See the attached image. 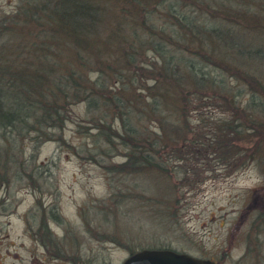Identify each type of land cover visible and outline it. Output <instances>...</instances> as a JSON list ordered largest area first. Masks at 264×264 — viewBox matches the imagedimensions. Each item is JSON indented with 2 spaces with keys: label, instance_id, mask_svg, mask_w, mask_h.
<instances>
[{
  "label": "rangeland",
  "instance_id": "374dc122",
  "mask_svg": "<svg viewBox=\"0 0 264 264\" xmlns=\"http://www.w3.org/2000/svg\"><path fill=\"white\" fill-rule=\"evenodd\" d=\"M21 1L0 0V19L11 16ZM120 2H114L116 11L132 19L136 15L139 24L144 9L170 15L151 0L140 12L137 2L136 9ZM180 3L204 5L202 12L186 13L193 25L188 32L174 26V33L168 30L171 36L151 37L131 23L123 28L127 39L135 36L145 44L150 60L156 57L150 43L176 42V53L166 47L165 58L175 55L181 64L173 69L188 81L179 115L170 117V107L165 106L157 118L151 114L152 106L144 99L147 89H155L159 104L166 88L161 82L155 85L152 78L158 75L148 59L147 78L135 82L138 102L127 110L131 119L95 90L88 98L72 94L64 98L66 103L59 100L61 127L40 132L26 128L23 137L13 134L16 149L3 153L10 160L6 166L0 163V264H122L132 252L147 248L172 249L220 264H264V125L250 136L253 131L243 124L248 117L257 120L256 125L264 123V0ZM211 29L223 37L211 36ZM102 30L85 35L94 50L88 49L91 59L85 54L82 67L73 43L64 40L55 71L61 75L73 68L77 79L84 76L79 81L83 85L86 79L101 78L112 94L128 72L108 77L98 70L97 60L103 57L118 68L128 59L120 42L108 40L109 33ZM46 41H40L43 48ZM25 43L0 34L6 53L13 48L8 56L15 64L16 52L23 54ZM27 54L21 56L22 63L32 56ZM183 62L195 66V77L206 74L219 84L214 89L220 92H213L218 97L208 98V88L201 89L202 98L197 99ZM91 98H97L93 106ZM161 115L168 117L162 122L165 141L156 139L151 147L150 137L161 135ZM127 117L136 139L146 145L143 151L122 140L128 136L122 121ZM108 131L111 142L104 135ZM139 152L157 166L148 161L131 165L130 156ZM135 166L137 171L131 169Z\"/></svg>",
  "mask_w": 264,
  "mask_h": 264
},
{
  "label": "trees",
  "instance_id": "16d2710c",
  "mask_svg": "<svg viewBox=\"0 0 264 264\" xmlns=\"http://www.w3.org/2000/svg\"><path fill=\"white\" fill-rule=\"evenodd\" d=\"M115 1L118 2L119 0H22L11 16L4 15L1 17V37L5 38L6 34H11L15 39L21 38L24 42H27V44H24L26 47L23 48L25 50L23 54L20 53V50L16 52L19 56L14 59L16 64L10 61L8 56L14 52L11 51L13 48H10L11 50L8 49L6 53L5 47L3 45L0 46V128H2L0 134V163L6 166V163L10 161L6 156L3 158L2 155L3 153L5 154V152L8 153L9 150L16 149L13 142L10 140L16 132L23 137L25 136L24 133L27 132L25 130L26 128H29L32 132H40L45 128L61 127L64 122V116L61 112L59 100H61V104L66 103L64 98H69L72 94L73 98H77V96L81 94H87L88 98L90 94L93 93L92 91L98 90L101 97L108 98V101L105 102L110 103V107L114 106L119 111H125L131 119L133 116L127 110H131L138 102V95L134 92L136 87L135 82L147 78L144 64L148 62L149 56H147L145 44L135 36L133 40L127 39L123 28H125V25L131 23L134 29H136V26H140L144 31L146 30V35H151V37L153 35L160 37L171 36L168 30L174 33V26L179 28L182 26L185 32H188L189 28H193V25L187 18L186 13L195 11L202 12L204 7L202 3L199 5L193 3L186 4L180 3V0H171V2L169 0H151L164 10L169 11L170 15L165 14L164 16V13H160L161 11L158 9L146 11L143 7L148 4V0L147 2H143V0H120L121 5L134 6L135 9L136 7L134 4L137 2V12L142 11V8L144 9V14L140 15L142 24H139L136 15H133L136 20L132 19V16L127 17L120 15L119 13L123 12L116 11L117 8L114 7ZM111 7H113V10L110 9ZM201 21L207 25L205 21ZM204 24L203 26H205ZM100 28L104 30L105 34L109 33L110 37L108 40L111 39L115 42H120V50L128 59L126 65L119 64L118 68L114 62L110 63L108 60L104 61L103 57H99L97 60L96 65L98 64V70L104 72L108 77H117L120 74H124L122 71L128 72L120 78L123 85L115 89L116 92L113 91L112 94H110L105 87L101 78L95 81L86 79L83 85L80 84L79 81L84 79V76L77 79L76 75L78 73L76 70H73V68L71 71L68 70L61 75H59L58 69L55 71V69L58 68L57 56L59 55V49L60 53L64 50V40L65 42L69 41V43H73L72 46L75 47L76 56L81 62L79 64L81 67L84 66L83 64L86 63L87 55L90 57V50L88 49H93V47L89 48L87 45V36L85 35L91 34ZM200 29L201 28H199V30ZM213 30L214 29H211V36L217 39L223 37L222 32ZM193 32L201 35L196 30ZM42 38L48 40L46 41L48 43L47 47H42V42H40ZM170 40L161 41L162 46L160 43H150V49L155 51L156 57H154V60L149 59V61L151 62L150 65L156 68L155 72L158 75V77L152 78V80L155 81V85L161 82L166 88V93H163L161 96L162 99H164L163 101L160 100L159 104L157 99H155L156 93H152L155 89L151 90L152 88H148L147 91L149 95L148 97H144L145 102L147 100L146 104L152 106V108L150 107V112L156 118L162 112V106H165V108L170 107V117L179 115V108H177L178 103L180 102L181 106L184 94L189 91H184V86L188 81H185V79L173 69V66L181 64L180 60L176 58L175 55L165 58L166 47H170L172 51L177 50L176 42ZM125 48H127V50ZM44 49L47 50L43 51ZM26 53L32 56L28 61L25 60L26 62L22 63L20 58ZM173 53L175 54L176 52L173 51ZM182 64L189 67L188 70L191 75L189 83L200 90V92L196 89L192 90L199 94L197 99H201L203 95L202 90H207L208 88H210L208 98L211 95L216 96V93L220 92V90L214 89V86H218L219 84L217 85L214 80H210L212 79L210 76L206 74L200 75L198 73V76L195 77L193 75L195 72L191 70L192 67L194 69L195 66L189 65L188 62H183ZM158 66L161 67V71H158ZM148 69L149 71L153 70V68ZM77 71L82 72L80 69ZM170 74L173 75L172 79L174 82L170 79ZM87 80L90 82V85L86 83ZM62 92L64 95H62ZM213 92L216 93L214 94ZM221 92L226 93L225 91ZM60 95L63 98H60ZM225 97V102H229L230 100L228 101ZM173 99L176 100V104L172 103ZM91 103L92 106L96 104L97 98H91ZM105 105L107 106V104ZM5 106L11 107L9 110L5 111ZM107 107L105 108L108 109ZM29 117L31 121H29ZM128 117L123 118V120L121 118L124 130L128 135L126 137L122 135L124 137L122 138L123 142L130 143L134 148L146 147L145 144L141 145L140 140L136 139L137 134L134 133L135 129L132 125H128ZM164 118L168 119V117L164 115L158 118L161 135H157L155 139L150 137L152 141L149 145H151V147L156 145V143H154L156 139H158V143L165 141L166 123H162L165 121L163 120ZM248 119V122L243 124L250 127L248 131H253L252 134H249L250 136L263 130L264 123L256 125L255 122H258L257 120L254 121L253 117H248ZM252 126L254 128H251ZM109 134L108 131V135H104L107 140L111 142ZM36 135L37 138L42 137L40 134ZM7 141H9L10 146ZM204 143L205 145H212L207 142ZM139 151H143V148ZM143 161H148V159L146 156H143L141 152H139L138 155L134 153V156L131 155L129 159L131 165ZM147 163L150 164L151 162L148 161ZM151 164L152 167L157 166L156 164ZM126 166L129 165L126 164ZM142 166L143 165L139 168ZM131 169L137 171L136 169L138 168L135 166V168L131 167ZM136 252L137 251H134L131 254Z\"/></svg>",
  "mask_w": 264,
  "mask_h": 264
},
{
  "label": "water",
  "instance_id": "95a60500",
  "mask_svg": "<svg viewBox=\"0 0 264 264\" xmlns=\"http://www.w3.org/2000/svg\"><path fill=\"white\" fill-rule=\"evenodd\" d=\"M122 264H220L167 248H147L131 254Z\"/></svg>",
  "mask_w": 264,
  "mask_h": 264
}]
</instances>
